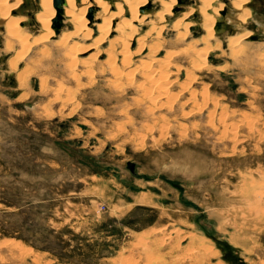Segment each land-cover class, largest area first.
Listing matches in <instances>:
<instances>
[{"label": "rangeland", "instance_id": "374dc122", "mask_svg": "<svg viewBox=\"0 0 264 264\" xmlns=\"http://www.w3.org/2000/svg\"><path fill=\"white\" fill-rule=\"evenodd\" d=\"M61 2L49 40L40 0L10 7L12 22L0 12V264H264V0L246 24L215 0L222 31L208 42L201 14L175 30L196 0H178L166 24L150 0L128 63L121 19L93 44L96 9L89 40L59 43L73 31ZM206 44L203 69L191 61Z\"/></svg>", "mask_w": 264, "mask_h": 264}, {"label": "bare ground", "instance_id": "6f19581e", "mask_svg": "<svg viewBox=\"0 0 264 264\" xmlns=\"http://www.w3.org/2000/svg\"><path fill=\"white\" fill-rule=\"evenodd\" d=\"M64 1L66 2V8H64L65 9V17H66V20H67L66 23H68V25L72 28L73 31H71V32L68 31L69 33L63 35V37L59 41V43H61L62 41H68V40H70V39H72L74 37H79V38H81L84 41L85 40H89L92 37L93 29L92 28H88V26H87L88 23H89L88 17L92 13L91 11L93 9H96V13H97L96 17H101L102 23L98 27L99 37L96 39V42L93 43V44L97 45L102 40L104 41L105 39L109 38L110 35H111V32L113 30L112 29L113 21L116 18L117 19H121L119 27H120V29L128 31V33L130 34L129 42L128 41L126 42V39L128 37L125 39L124 43H123V41H122L123 39L121 37H115L111 41L110 46L115 48V49H117L116 48V46H117L116 44H118L119 41H122V43L124 44V45H122V47H124V48H122V50H121V53L124 54L123 55V60L124 61L126 60L127 63L129 62L128 61V58H129L128 56L129 55H127V53L129 52V45H130L132 39L138 33L137 32L138 29L136 28L134 23H136V22L141 23L145 19H147L149 16H151V14H148V12L146 13V11L142 12V9H144L145 7L150 5V3H151V2H149L150 0H118V2H115V3H112L109 0H80V3H79L80 6L79 7L77 6L76 0H64ZM214 1L215 0H196V4L198 3V5L189 8L187 11H185L179 17V20L175 21V23H174L175 30H176V28L179 29L181 26H183L184 30L186 28L188 29L189 27H191L193 25V23L192 22H186V20H188L190 17H192L194 15L197 16V14H201L202 17H203V19H202V28L205 31V33L207 34V37H206L205 41L208 42V40L214 36L215 27H216L217 22L219 21L218 14H219L220 11H222L224 9V6L221 3L220 4H218V3L215 4ZM22 2H23V0H0V12H1L3 18H5L8 22H12V17H11V13H10V7H12L14 5L12 10H17V8L19 6H21ZM157 2L160 3L161 8H160L159 11H155V17L158 19V21L161 24L164 23V22L167 23V20L171 19L172 17L174 18L176 16H179L178 13H175V9H176V6L178 4V0H157ZM249 2H250V0H231V4L233 6L232 8L234 9L233 13L235 12L236 20L238 21L239 24H246L248 19L252 15L251 10L247 7ZM53 3H54V0H40L39 4H40V7H41V10L37 13V16H36L38 23L42 27V32L44 34V37L47 40H49L50 37L54 34V31L52 29V21L56 18L57 11H56V8L54 7ZM62 3H64V2H62ZM208 11H210L211 13H208ZM20 21H22V19L13 21V24H14L13 30L16 31L21 37L20 38H16L13 33H12V36L14 38H16L17 40H20V42H26L28 37L25 34L26 32H24V30L22 28H20V26H19ZM166 23H164V24H166ZM156 33H158V32H156ZM158 34H157V36H158ZM178 35L180 37H184L185 36L184 32L182 33L181 30L179 31ZM250 35L251 34H249V33H244L241 36H239L236 39H234L235 41H233V39H231L230 43H231L232 50L235 51V50L244 49L245 47L242 46L243 42L245 40H247L250 37ZM120 38L122 40H120ZM40 40L41 39H35V42H39ZM136 41L139 43L138 51L140 52L145 47V41L141 37L138 38V40H136ZM76 45H77L76 43L75 44L73 43V49H76ZM119 47H120V45H119ZM82 48H83V46H82ZM68 49H69V47H68ZM204 49L205 50H203V51L201 50L200 53L194 52V53L197 54L196 55V57H197L196 59L197 60L196 59H192L194 62L191 61V64H195L196 66L200 65V67L201 66L203 67L204 65H207L205 57L209 53L208 50L210 49V45L206 44V47ZM197 51H199V50H197ZM115 53H114V55H115ZM194 53H193V55H194ZM72 54L74 55V53H72ZM72 54L70 56H72ZM114 57H112V59L116 58V57L115 58ZM124 61H122V62H124ZM145 66H147V65H145ZM191 66H193V65H191ZM193 67L195 68V66H193ZM163 69H164V67H163ZM197 69H199V68H197ZM203 69H204V67H203ZM169 70H170V68H169ZM169 70L167 72H169ZM200 70H201V68H200ZM152 74H154V73H152ZM152 74H151V76H152ZM160 74L161 73H159V75ZM165 74H166V72H165ZM188 74H187V77H189ZM127 75H129V74L127 73ZM156 75L158 76L157 72H156ZM156 75H154V76L156 77ZM151 76H150V79H151ZM155 77L154 78L152 77L153 78L152 81L156 80ZM159 77L162 78L161 76H158V78ZM164 77H166V76H164ZM158 81L159 80H157V82ZM118 85L119 84H117L116 87ZM161 88H163V87H161ZM145 90H147V89H145ZM148 90L150 91L149 88H148ZM149 91L147 92V94L149 93ZM155 91L157 92V90H155ZM146 92H145V94L143 92V94L145 96H146ZM151 93H152V91H151ZM151 93H149V94H151ZM150 96H152V95H150ZM169 96H171V95H169ZM151 98H150V101H152ZM156 101H158V99ZM152 103L155 104L154 102H152ZM161 105H163V104H161ZM205 252H206V250H205ZM197 256H198V254H197ZM196 258L197 259L194 260L193 264H204L205 260L208 259L204 255H200V257H196Z\"/></svg>", "mask_w": 264, "mask_h": 264}, {"label": "water", "instance_id": "95a60500", "mask_svg": "<svg viewBox=\"0 0 264 264\" xmlns=\"http://www.w3.org/2000/svg\"><path fill=\"white\" fill-rule=\"evenodd\" d=\"M181 2V0H179ZM55 6H56V9H57V12H58V15L57 17L54 19L53 21V25H54V29L56 30V33H59L61 27H62V20H63V7H62V2L61 0H56L55 1ZM144 10H147V9H142V12H144ZM226 14V10L222 13L223 16H225ZM1 23V22H0ZM216 31L219 33L222 31V23L221 21H218L217 24H216ZM256 36H252L251 37V40H256ZM128 169L133 173L135 174V170H136V164L130 162L128 163Z\"/></svg>", "mask_w": 264, "mask_h": 264}]
</instances>
